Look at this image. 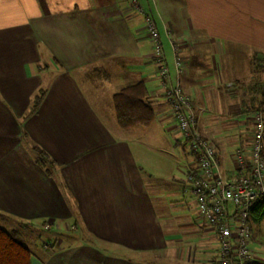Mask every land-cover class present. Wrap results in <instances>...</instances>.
Wrapping results in <instances>:
<instances>
[{
    "label": "crops",
    "instance_id": "crops-1",
    "mask_svg": "<svg viewBox=\"0 0 264 264\" xmlns=\"http://www.w3.org/2000/svg\"><path fill=\"white\" fill-rule=\"evenodd\" d=\"M149 11L170 70L166 84ZM256 58L264 60V0H0V213L58 236L80 231L43 242L50 254L34 253L31 264H218L215 231L198 214L186 179L194 157L178 141L165 89L180 83L221 175L233 181L235 152L249 151L254 107L264 98V71H254L264 62L256 67ZM88 71H106L98 106L81 80ZM140 81L154 119L122 128L113 96ZM161 143L185 161L173 177L183 188L172 192L191 214L174 216L150 190L147 156ZM33 145L54 161L49 172ZM251 241L252 226L244 264H264V246Z\"/></svg>",
    "mask_w": 264,
    "mask_h": 264
},
{
    "label": "built area",
    "instance_id": "built-area-1",
    "mask_svg": "<svg viewBox=\"0 0 264 264\" xmlns=\"http://www.w3.org/2000/svg\"><path fill=\"white\" fill-rule=\"evenodd\" d=\"M136 7L143 11L137 3ZM144 15L159 75L166 84L170 70L156 20L151 11ZM173 48L180 73L179 43L173 42ZM165 97L179 127L178 141L194 157V165L186 172V179L198 214L215 231L219 245L218 264H244L249 254L252 210L256 201L264 199V112H255L249 151L238 149L235 152L236 177L226 181L220 173L212 141L199 131L197 106L183 92L180 83L166 86Z\"/></svg>",
    "mask_w": 264,
    "mask_h": 264
},
{
    "label": "rangeland",
    "instance_id": "rangeland-1",
    "mask_svg": "<svg viewBox=\"0 0 264 264\" xmlns=\"http://www.w3.org/2000/svg\"><path fill=\"white\" fill-rule=\"evenodd\" d=\"M262 61L264 62V60ZM262 61L256 62L255 66L260 67L261 65L260 63ZM254 71H256L255 75H257L258 71H264V69L254 68ZM105 73L106 71H88L87 73H84L81 76L84 90L88 95V97L90 98V100L95 102L96 106H98V103L94 100L96 98L95 97L96 94L100 96L101 100H103L102 96L106 95L105 92L107 91V88H105L106 87L105 81L102 80V76H104ZM139 145L140 144H138V146ZM263 145H264V140H263ZM137 150L139 149L137 148ZM147 157L149 158L148 167L152 168V170L146 173V180L149 184L151 192L154 194H158L159 196L161 195L158 205H160L161 200L166 202L167 205H169L170 211L174 216L176 215L183 216L184 215L183 210H186L189 212V214H191L192 210L190 211L189 209L183 208L182 203L184 204L185 200L182 202H178L181 199L183 200L182 194L181 193L177 194L172 192V189H174L177 186L178 188L180 187L183 188L182 183L179 184V181H174L173 177H180L182 175L181 167L185 164L184 159L181 158L179 154L176 155L174 150L171 148L170 144L169 146H167L166 143H161L159 145H155L154 147H152V151L148 152ZM187 197L189 198V196ZM0 224H2V226L5 228L17 230L20 233L21 237H23V239L26 240V242H28V244L31 246L33 252L38 257L44 260L50 254V250L49 249L44 250L42 246L43 242H45L46 240H54L55 238L58 237L76 238L77 236L75 234H78L80 232L79 230L78 231L70 230L67 233H65L66 235L64 233L63 234L59 233L58 236V230L55 228L51 231L34 230L25 223L11 220L3 215L2 216L0 215ZM250 224L252 226L251 242L263 247L264 219L261 222L256 223L251 218Z\"/></svg>",
    "mask_w": 264,
    "mask_h": 264
},
{
    "label": "trees",
    "instance_id": "trees-1",
    "mask_svg": "<svg viewBox=\"0 0 264 264\" xmlns=\"http://www.w3.org/2000/svg\"><path fill=\"white\" fill-rule=\"evenodd\" d=\"M256 62H260L257 58ZM45 91H40L33 100L31 114L36 112ZM114 108L120 127L130 128L136 125H148L154 119V111L148 102V94L144 82L140 81L127 85L113 96ZM255 112H264V98L259 105L254 107ZM36 162L49 172L54 161L40 147L33 145ZM2 216L3 214L0 213ZM4 216V215H3ZM264 217V199L256 201L251 218L254 222H260ZM34 252L28 242L21 237L15 229H8L0 224V264H31Z\"/></svg>",
    "mask_w": 264,
    "mask_h": 264
}]
</instances>
